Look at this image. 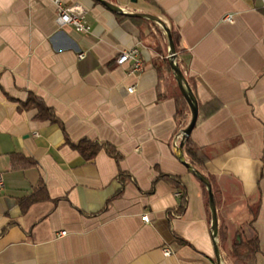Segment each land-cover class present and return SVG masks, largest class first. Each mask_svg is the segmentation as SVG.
Segmentation results:
<instances>
[{
  "label": "crops",
  "instance_id": "obj_1",
  "mask_svg": "<svg viewBox=\"0 0 264 264\" xmlns=\"http://www.w3.org/2000/svg\"><path fill=\"white\" fill-rule=\"evenodd\" d=\"M61 1L84 8L89 33L58 26L51 0H0V264H228L238 232L264 264L263 0H106L122 12ZM132 13L169 28L196 99L188 137L226 229L219 263L206 187L179 158L191 114L167 36ZM134 46L140 73L116 63ZM83 139L100 144L89 160L74 146Z\"/></svg>",
  "mask_w": 264,
  "mask_h": 264
},
{
  "label": "trees",
  "instance_id": "obj_2",
  "mask_svg": "<svg viewBox=\"0 0 264 264\" xmlns=\"http://www.w3.org/2000/svg\"><path fill=\"white\" fill-rule=\"evenodd\" d=\"M29 101H30V98L28 102ZM33 102L35 103V106L38 108V115L40 117H47L50 119L53 118L54 115L52 111L48 107H46L42 102H40L34 97L32 98V103ZM182 110H181V113L183 112ZM74 146L83 155V157L86 160L91 159L95 155V153L98 151V149L100 148V144H98L97 142L89 141L86 139H83L79 143L74 144ZM106 148H107L108 153H110L115 158H117V153L112 147H106ZM182 148L188 160L190 161V164L194 165V167H196V170L198 171V168L201 165V160L197 156L196 147L191 142L189 137L184 139ZM208 181L211 184V181L209 179ZM204 189H205V186H204ZM212 192H213V197H214L213 189H212ZM38 199H39V196L36 195L35 191L31 195L21 198L20 204H21L22 210L24 211L31 203L35 202ZM184 201H185V198L182 197V204L184 203ZM216 236L218 238V242L222 244L226 237V229L219 222H217V235ZM256 250H257L256 238H251V237L246 236L243 233L238 232L235 236V239L231 245L229 252L226 254L227 263L228 264H254L253 262H254V255H255Z\"/></svg>",
  "mask_w": 264,
  "mask_h": 264
},
{
  "label": "water",
  "instance_id": "obj_3",
  "mask_svg": "<svg viewBox=\"0 0 264 264\" xmlns=\"http://www.w3.org/2000/svg\"><path fill=\"white\" fill-rule=\"evenodd\" d=\"M101 4H103L105 7H107L108 9L114 11V12H122L121 9L106 1V0H98ZM130 16H137V17H143V18H147L150 19L152 21H155L156 23H158L164 30L168 42H169V56H168V63L169 66L171 68V70L174 73L178 88L182 94V96L184 97L185 101L188 104L189 110H190V120L189 123L187 124V126L182 130L181 132V138L182 140L180 141L179 144V150H180V156L179 158L182 160L183 164L185 166H187L188 168H190L193 173H195V175L198 177V179L203 183V185L206 187L207 190V197H208V207L210 210V214H211V226H210V230H211V235H212V240H213V246H214V254L216 257L217 262H220V256H219V250L216 244V240L215 237L217 235V212H216V206H215V202H214V197H213V192H212V187L210 182L208 181V179L200 174L197 170H194L189 163H187L186 161L183 160V155L181 152L182 146H183V141L185 138H187L192 130V128L195 125L196 119H197V115H198V106H197V102L196 99L187 83V81L185 80L182 71L180 70L179 66L177 63H175V57H176V52H175V48H174V43L172 40V36H171V32L169 30V28L165 25V23L159 19L157 16L155 15H151V14H146V13H132V14H128Z\"/></svg>",
  "mask_w": 264,
  "mask_h": 264
},
{
  "label": "built area",
  "instance_id": "obj_4",
  "mask_svg": "<svg viewBox=\"0 0 264 264\" xmlns=\"http://www.w3.org/2000/svg\"><path fill=\"white\" fill-rule=\"evenodd\" d=\"M56 13V23L58 26L62 27L64 25H70L79 33H89L91 31V25L86 18L84 8L79 4H64L61 0H51ZM264 6V0H263ZM231 16L227 15L226 20H230ZM86 52L81 51L77 54L78 59H83ZM116 63L118 65L128 64L129 71L131 73H140L144 69L142 60L139 57V49L137 46H134L129 49L122 50L116 57ZM128 92L133 91V87L130 86L127 88ZM181 136V133L179 134ZM4 188V179L3 174L0 172V193ZM175 194L179 196L181 193L176 191ZM141 219L145 223H149V217L147 214L143 215ZM65 231H60L58 235H64ZM165 256L171 255V251L168 248L163 249Z\"/></svg>",
  "mask_w": 264,
  "mask_h": 264
}]
</instances>
